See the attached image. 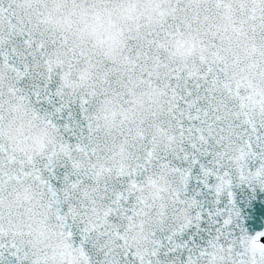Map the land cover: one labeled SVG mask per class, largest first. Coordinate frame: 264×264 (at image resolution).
I'll return each mask as SVG.
<instances>
[{
	"label": "snow or ice",
	"instance_id": "snow-or-ice-1",
	"mask_svg": "<svg viewBox=\"0 0 264 264\" xmlns=\"http://www.w3.org/2000/svg\"><path fill=\"white\" fill-rule=\"evenodd\" d=\"M262 193L264 0H0V264H264Z\"/></svg>",
	"mask_w": 264,
	"mask_h": 264
},
{
	"label": "water",
	"instance_id": "water-1",
	"mask_svg": "<svg viewBox=\"0 0 264 264\" xmlns=\"http://www.w3.org/2000/svg\"><path fill=\"white\" fill-rule=\"evenodd\" d=\"M260 197H264V193L260 194ZM255 212L254 215L259 217L261 214H264V201H262L259 197L254 201ZM252 227H258L259 224L255 222H250Z\"/></svg>",
	"mask_w": 264,
	"mask_h": 264
}]
</instances>
